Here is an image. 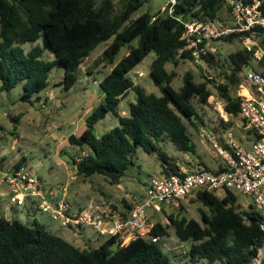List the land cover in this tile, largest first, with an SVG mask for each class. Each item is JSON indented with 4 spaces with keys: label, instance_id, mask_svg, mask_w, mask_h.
<instances>
[{
    "label": "trees",
    "instance_id": "16d2710c",
    "mask_svg": "<svg viewBox=\"0 0 264 264\" xmlns=\"http://www.w3.org/2000/svg\"><path fill=\"white\" fill-rule=\"evenodd\" d=\"M147 1L123 0L120 10L115 12L112 0H0V93L20 84L24 103L41 101L40 93L48 88L50 72L56 66L62 67L64 72L57 85L72 88L78 81V71L84 60L99 44L110 41L93 64L111 67L99 82L103 98L86 117L82 133L67 138L69 146L86 150L81 151L79 159L71 157L77 176L88 178L97 174L118 184L134 164L133 158L138 151L157 155L161 175L177 174L180 166L161 150L160 143L164 139L183 154L197 155V146L187 124L195 129L198 123L203 124L194 101L200 105L208 103L213 96L209 88L211 82H196L194 76L186 72L181 87H173L174 74L167 71L166 65H178L185 60L196 62L186 52L179 54L184 46L180 39L184 27L174 18L161 16L151 22L152 14L144 12L131 19ZM259 1L264 14V0ZM222 5L225 0H178L174 15L184 20H219ZM239 37L233 35L221 40L233 41ZM38 40H41V46L33 45ZM25 44L32 47L25 50ZM123 47L127 52L116 62L115 57ZM46 49L54 56L52 60L44 59ZM151 52L155 58L148 77L158 87L159 96L147 93L128 76ZM252 57L253 51L245 49L229 54L231 70L224 75L223 84L214 85L228 117L226 121L219 120L222 132L211 131L221 142L219 135L234 128L232 121L239 118L240 99L236 92L244 82L243 76L240 79L239 75ZM214 60L215 56L211 54L202 58L211 65H215ZM129 92H133L136 99L129 103L128 115L122 116L118 106ZM108 114L116 117L119 125L96 136L95 125ZM18 119L12 118L16 123ZM22 165L24 161L21 160L14 167ZM237 197L230 191L220 196L197 192L195 201L207 210V214L201 211V223L182 215V200L176 205L180 207L176 215L162 212L167 223H155L150 236H168V229L172 227L177 240L189 244L185 253L189 264L202 261L207 264H247L254 256L262 234L252 203L243 209L237 203ZM125 205L131 209L128 203ZM122 215L125 217L126 212ZM0 264L173 263L162 251L160 243L150 239L137 238L126 245L106 239L96 248L80 249L36 221L28 227L18 221L0 218Z\"/></svg>",
    "mask_w": 264,
    "mask_h": 264
},
{
    "label": "rangeland",
    "instance_id": "374dc122",
    "mask_svg": "<svg viewBox=\"0 0 264 264\" xmlns=\"http://www.w3.org/2000/svg\"><path fill=\"white\" fill-rule=\"evenodd\" d=\"M112 1L115 5V12H118L123 0ZM168 1L148 0L132 14L131 19H135L144 12L156 14L166 7ZM218 18L222 22L229 21L226 4L220 8ZM109 42L99 44L84 60L78 71V81L70 89H64L57 85L62 80L64 72L62 67L56 66L50 72L48 88L40 93V102L35 100H32V104L22 102L23 89L20 84L10 91L0 93V171L13 167L18 161H24V166L44 185L45 189L50 188L56 191L61 187H66V200L72 211L97 207L115 212H127L129 209L125 205L126 203L131 208L138 199L145 195L144 183L146 184L152 176L161 175L160 160L157 155H148L141 151L136 153L133 158L134 164L126 171L118 184H112L105 177L97 174L88 178L77 176L75 166L71 163L72 156L79 158L81 151L86 150L77 146H69L67 138L71 134L78 136L82 133L86 117L103 98L99 82L111 67L107 65L95 67L93 64ZM33 45L41 46V40ZM133 45H136V42ZM213 45L217 48L215 65L207 64L205 61L193 63L189 60L180 61L178 65L171 63L166 65L167 71L174 74L172 85L175 89L181 87L183 75L190 72L196 82H211L209 88L213 92V96L208 99L206 105H200L194 101L198 116L203 124L198 123L197 129H195L186 123L190 136L196 143L197 155L191 156L179 152L167 139L160 143L162 152L185 169H190L192 164L199 161L210 169V164H214L216 161L221 162L211 144L201 135V129L203 128L210 135H215L211 131L218 133L223 130L219 120H228L223 110V101L219 98L214 85L223 84L224 75L231 70L228 55L242 49V46L239 40H221ZM31 47L30 44L23 46L25 50ZM126 52L127 48L123 47L116 55L115 61L118 62ZM53 58L52 53L46 49L44 59L52 60ZM154 58L155 54L149 53L128 76L135 85L141 86L147 93L159 96L158 87L148 77ZM250 65L255 67L254 61H251ZM86 71L93 73L87 74ZM239 78L242 79V74L239 75ZM135 99V94L129 92L121 100L118 111L122 116L128 115L129 103L135 102ZM15 117H19L17 123L12 120ZM237 123L240 124L239 118L232 121L234 128L229 131L235 139L241 141L235 128ZM118 125V119L108 114L95 125L94 133L96 136H100L103 132ZM224 133L219 135L221 139ZM7 192V187L3 184L0 185V218L18 221L28 227H32L33 221H36L50 229L54 235L59 233L50 224L51 221L49 222L47 216L40 213L36 207H31L28 202L24 206L11 204L10 195ZM236 195L238 196L237 203L243 209L251 204L249 197L241 194ZM181 205L183 206L181 213L188 219L191 218L201 223V211L207 214L206 208L195 201V194L185 198ZM179 209V206H173L166 209L165 213L176 215L179 213ZM149 216L152 224L160 222L165 225L167 223L164 214L153 215L149 211ZM76 233L93 237V231L88 228ZM79 234H77L78 237H75L81 239ZM62 236L70 242L75 238L70 229H63ZM102 241L103 238L96 242L93 241V245H98ZM159 243L162 251L171 258L173 264H189L185 257L189 244L179 242L172 227L168 229V236L161 237ZM94 246L90 248H94ZM82 248L83 245L80 244V249ZM199 264L207 263L202 261Z\"/></svg>",
    "mask_w": 264,
    "mask_h": 264
},
{
    "label": "built area",
    "instance_id": "2783aa9c",
    "mask_svg": "<svg viewBox=\"0 0 264 264\" xmlns=\"http://www.w3.org/2000/svg\"><path fill=\"white\" fill-rule=\"evenodd\" d=\"M177 3L178 0H169L166 7L153 14L150 20L169 16L184 27L180 38L184 46L179 54L186 52L192 60L200 62L208 54H217L215 42L233 35L240 36L242 49L253 51L251 61L255 67L249 63L243 68L244 82L236 93L240 99L239 118L255 134L249 147L244 148L230 131L223 134L221 142L202 128L201 135L221 159V168L212 171L195 162L190 169L180 167L177 174L150 177L145 184V195L133 204L125 217L122 212L97 207L72 211L66 200L65 186L56 191L45 189L24 165L0 171V185L7 187L11 204L24 206L28 202L61 229L76 233L88 228L98 237L114 239L121 245L137 238L150 239L153 243L160 241V237L150 236L154 224L149 211L153 215L162 214L197 192L220 196L230 191L245 195L251 199L258 214L257 226L262 234L255 254L247 264H264V14L260 10V1L225 0L229 22L184 20L174 15Z\"/></svg>",
    "mask_w": 264,
    "mask_h": 264
},
{
    "label": "crops",
    "instance_id": "0c3cea01",
    "mask_svg": "<svg viewBox=\"0 0 264 264\" xmlns=\"http://www.w3.org/2000/svg\"><path fill=\"white\" fill-rule=\"evenodd\" d=\"M228 16H229V13H228ZM229 22V21H228ZM235 128L237 129V132L239 133V135H240V137H241V141H239L240 142V144L244 147V148H248L249 147V145H250V143L254 140V138H255V134H254V132L247 126V125H244L241 121H240V124H236L235 125ZM84 130V129H83ZM180 166V165H179ZM210 167H211V170L212 171H217V170H219L220 168H221V162H217L216 161V163H214V164H210L209 165ZM181 167V166H180ZM144 186H145V183H144ZM143 198V196L140 198V199H138V201H136V202H139L141 199ZM49 222H50V220H49ZM50 224L51 225H53L56 229H57V231L59 232V233H57L56 235L57 236H60V237H62L63 239H65L66 241H68V242H70L69 240H67L66 238H64L63 236H62V230L63 229H61V228H59L56 224H54V223H52V222H50ZM44 226V225H43ZM47 230L48 231H50V229H48L47 228ZM51 232V231H50ZM52 233V232H51ZM71 233H72V235L75 237H78L77 236V234H79V233H75V232H73V231H71ZM53 234V233H52ZM79 236H81V239H79V238H74V239H72L71 240V244H73L74 246H76V247H78V248H80V244L81 245H83V248L82 249H87V248H90L91 246H94L93 244V241L94 242H96L97 240H99V239H101V238H99L97 235H95L94 233H93V237L92 238H90L89 236H82L81 234H79ZM103 241H104V239H103ZM103 241L101 242V243H99L98 245L96 244L95 246H94V248H96V247H98L99 245H101L102 243H103ZM77 244V245H76ZM79 244V245H78Z\"/></svg>",
    "mask_w": 264,
    "mask_h": 264
}]
</instances>
